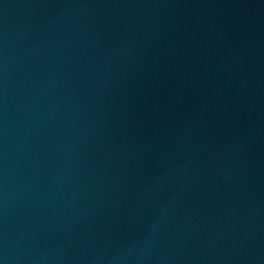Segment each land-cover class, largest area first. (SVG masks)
I'll list each match as a JSON object with an SVG mask.
<instances>
[{"label": "water", "instance_id": "1", "mask_svg": "<svg viewBox=\"0 0 264 264\" xmlns=\"http://www.w3.org/2000/svg\"><path fill=\"white\" fill-rule=\"evenodd\" d=\"M0 264H264V0H0Z\"/></svg>", "mask_w": 264, "mask_h": 264}]
</instances>
